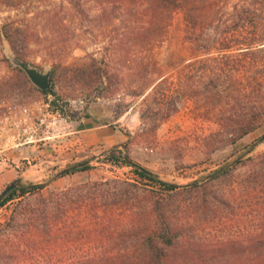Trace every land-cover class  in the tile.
<instances>
[{"label":"rangeland","instance_id":"1","mask_svg":"<svg viewBox=\"0 0 264 264\" xmlns=\"http://www.w3.org/2000/svg\"><path fill=\"white\" fill-rule=\"evenodd\" d=\"M76 1L0 0V29L6 27L12 34L23 62L51 72L53 85L48 95L34 88L6 58V42L0 37V101L27 104L51 96L81 120L85 113L81 103L84 108L102 103L113 113L109 123L120 121L125 148H117L123 159L128 157L178 189L166 193L139 178L133 167L107 163L102 154L110 148L104 145L76 146L54 165L42 166L43 171L37 165L15 173L11 183L21 179L19 187L42 189L24 197L17 194L0 207V264H113L112 260L134 264L140 257L133 253L140 235L125 242L121 234L129 225L136 227L137 220L147 224L154 203L165 205L174 223L203 248L198 251L200 259L188 253L186 243L171 249L172 264L260 261L250 247H264V126L232 145L216 135L215 124L216 119L233 115L231 106L228 114L202 102L196 111L195 102L185 99L179 101V111L159 125L164 114L158 100L149 96L155 86L145 96L134 98L133 93L146 81L141 80L142 72L147 80L158 79L157 84L166 79L160 93L171 97L180 89L178 78L191 60L190 45L184 41V15L173 16L163 45L150 52L163 76L156 78L141 64L150 54L133 37L126 50L111 55L106 68L105 49L117 33L107 32L109 16H103L98 5L85 0L77 14L72 9ZM116 16L123 14L115 12L109 21ZM103 71L108 79L99 78ZM84 163L90 170L59 176ZM231 163L236 168L230 167L228 175L210 177ZM9 185L0 189V195ZM143 211L146 214L140 216ZM219 245L228 246L227 258L211 250Z\"/></svg>","mask_w":264,"mask_h":264},{"label":"trees","instance_id":"2","mask_svg":"<svg viewBox=\"0 0 264 264\" xmlns=\"http://www.w3.org/2000/svg\"><path fill=\"white\" fill-rule=\"evenodd\" d=\"M83 2L85 3V0H77L73 3L72 9L77 14L83 11ZM87 2L98 5L103 16H109V19L115 12L123 14L120 17L116 16L114 21L107 20V32L114 30L113 33L116 32L117 35L106 46L105 67H109L111 55L126 50L125 45L128 44L129 38L133 37L135 43L150 54L147 58L141 59V64L147 71L152 69V75L156 78L163 76L150 52L163 45L173 16L178 12L184 15V41L190 45L191 60L178 78L180 91L177 90L171 97L168 92L160 93L159 89L166 79L157 84L158 79L153 80L152 77L147 80L148 77L143 76L142 72L141 80L146 79V81H142L138 90L133 93L134 98L145 96V91L155 86L149 96L152 95L156 101L158 100L159 111L164 114L159 125L175 115L179 111L178 106L181 104L179 101L185 99L195 102L196 111L201 108L202 102L204 107H207V104H214L220 108L221 113L229 114L232 110L234 113L228 118L224 115L221 119L215 120L216 135L223 137L227 142L230 141L232 145L264 126V0H88ZM118 21L120 23L117 25ZM0 37L10 44L14 53L21 59L16 52L14 38L6 27L0 29ZM103 77L108 79V72H101L99 78L103 79ZM40 93L48 95L52 93V89ZM229 106L231 110L227 111ZM77 115L78 113L73 114V118L78 119ZM83 118L91 117L84 114ZM102 156L113 166L132 167L123 159L117 147L105 151ZM235 166V163H231L214 171L210 177L216 179L228 175L230 167L235 170ZM87 170H90V167L85 165L61 176ZM133 170L139 178L160 186L166 193H173L178 189L176 185L161 182L134 167ZM40 189L42 186L18 187L0 200V207L15 199L17 194L24 197ZM165 207L154 203L150 210L148 209L150 217L147 224L145 222L144 225L137 220L136 227L134 225L132 228L129 225L122 232L121 238H124L125 242L140 235L139 242L134 246L137 248H134L133 252L134 254L138 252L140 257L134 259V264H172L169 259L170 250L185 243L188 245V253L193 257L201 258L198 251L203 249L202 245L182 232V227L174 223L173 217L164 211ZM144 214L146 211L140 216ZM263 249L264 247L254 245L250 247V252L257 254L256 258H261L260 261L253 260L250 264H264ZM211 250L214 253L220 251L216 255L221 254L224 259L228 256L226 245H219ZM112 262L117 264L115 260ZM195 264L201 263L196 261Z\"/></svg>","mask_w":264,"mask_h":264},{"label":"built area","instance_id":"3","mask_svg":"<svg viewBox=\"0 0 264 264\" xmlns=\"http://www.w3.org/2000/svg\"><path fill=\"white\" fill-rule=\"evenodd\" d=\"M81 106L84 109V103ZM72 113L51 96L27 104L0 101V165L24 173L27 168L41 165L43 154L39 153L45 148L54 146L56 153L65 149L63 142L78 135V119Z\"/></svg>","mask_w":264,"mask_h":264},{"label":"crops","instance_id":"4","mask_svg":"<svg viewBox=\"0 0 264 264\" xmlns=\"http://www.w3.org/2000/svg\"><path fill=\"white\" fill-rule=\"evenodd\" d=\"M83 110L85 112L84 114L90 116L91 118H83L76 123L75 127L78 133L77 137L64 141L63 145L65 149H60L57 153L54 146H51L49 150L45 148L41 153H39L40 155L43 154V159L41 161V165L39 166L40 168L46 165V163L51 164L52 160L61 158L63 154L70 155L74 153L76 146H81V148H83V146L91 147L104 145L110 149L122 146L123 133L120 130L121 127L117 126L120 121L117 120L115 123H109L113 117L111 110H106V107H104L102 103L86 107ZM121 119H123V117ZM52 149L55 152L54 155ZM53 157L56 158L53 159ZM46 160L49 161L46 162ZM41 171H43L42 168ZM15 173V170L9 169L4 165H0V189L9 185L11 181L15 179ZM48 176L49 175H43L44 178H48Z\"/></svg>","mask_w":264,"mask_h":264},{"label":"water","instance_id":"5","mask_svg":"<svg viewBox=\"0 0 264 264\" xmlns=\"http://www.w3.org/2000/svg\"><path fill=\"white\" fill-rule=\"evenodd\" d=\"M4 41L6 42V48L4 50V54H5L6 58L10 61L11 65L14 68H18L21 71H23L25 73L27 79L29 80V82L38 91H40V92L49 91L53 86L52 82H51V72L49 70L41 72L40 70H38L34 67H31L29 65H25V63L14 53L10 44L6 40H4ZM121 147L125 148V146H123V145ZM125 161L129 164V166H132V167L138 169L139 171H141L145 175L156 178V176L153 173H151L150 171L141 167L140 165L130 161L128 157H125ZM85 165H87V164L84 163V164L76 165L70 169L64 170L62 173L59 174V176L65 174V173H68L70 171L77 170L78 168L85 166ZM21 184H22L21 179H17L14 182H12L2 192V194L0 195V200L3 199L6 195L11 193L12 191H14L16 188H18Z\"/></svg>","mask_w":264,"mask_h":264}]
</instances>
